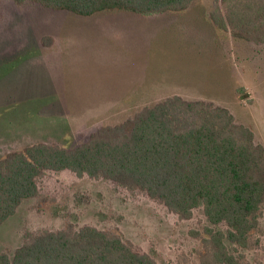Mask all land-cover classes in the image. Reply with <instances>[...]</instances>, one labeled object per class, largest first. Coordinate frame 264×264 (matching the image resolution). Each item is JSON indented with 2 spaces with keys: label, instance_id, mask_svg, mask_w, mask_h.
I'll return each mask as SVG.
<instances>
[{
  "label": "rangeland",
  "instance_id": "1",
  "mask_svg": "<svg viewBox=\"0 0 264 264\" xmlns=\"http://www.w3.org/2000/svg\"><path fill=\"white\" fill-rule=\"evenodd\" d=\"M217 8L194 0L179 13L83 17L0 0V160L39 143L73 149L173 96L229 109L264 145V43L219 30ZM39 187L0 226V254L71 224L115 232L158 264H200L202 209L182 220L140 192L66 171L47 172ZM254 238L256 249L228 247L264 264V215Z\"/></svg>",
  "mask_w": 264,
  "mask_h": 264
},
{
  "label": "trees",
  "instance_id": "2",
  "mask_svg": "<svg viewBox=\"0 0 264 264\" xmlns=\"http://www.w3.org/2000/svg\"><path fill=\"white\" fill-rule=\"evenodd\" d=\"M213 24L233 38L264 43V0H216ZM90 17L104 11L150 16L184 12L194 0H14ZM245 91L242 89L239 93ZM105 180L140 192L182 220L202 209L200 264H249L235 249L253 250L264 215V145L225 107L173 96L117 125L100 128L73 149L39 143L0 160V226L40 194L47 172ZM235 250V251H236ZM0 264H158L123 238L69 224L32 235Z\"/></svg>",
  "mask_w": 264,
  "mask_h": 264
}]
</instances>
